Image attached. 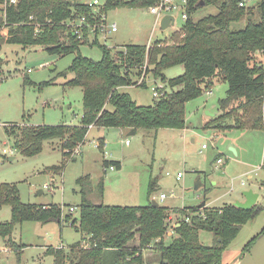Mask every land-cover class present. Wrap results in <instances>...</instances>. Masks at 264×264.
I'll return each mask as SVG.
<instances>
[{"label":"trees","instance_id":"obj_1","mask_svg":"<svg viewBox=\"0 0 264 264\" xmlns=\"http://www.w3.org/2000/svg\"><path fill=\"white\" fill-rule=\"evenodd\" d=\"M156 1L105 0L101 11L107 13L117 7H149ZM187 1V18L182 31L172 34L173 43L156 40L150 48L147 44L130 43L114 53L112 48L100 43L96 34L90 45L101 48L100 60L87 57L80 50L81 45L90 40L89 28H84V37L79 38L67 24L69 19L81 15L88 16L93 22L98 20L88 3L82 0H19L16 7H9L8 24L0 21V81L5 63L1 57L3 45L18 43L25 48L42 46L49 54L59 56L75 53L64 73L74 74L68 85L83 89L79 125L14 124L7 128V134L15 137L16 147L25 155L33 156L43 150L45 140L60 138L63 151L72 149L84 141L91 124L129 131L135 129L136 133L140 129H184L187 103L210 89L216 78L226 81L228 89L226 96L219 99L222 113L213 119L215 127L264 129V0L257 5L261 11L258 22L253 21V7L240 6V0ZM202 1L206 5L220 1V11L195 21L192 14ZM31 15L47 22L41 33L35 32L34 25L27 24ZM244 17L248 19L247 25L233 30L231 24ZM261 52L262 58L258 54ZM145 65L148 66L145 68ZM178 65L184 66L183 73L167 78L165 70ZM143 72L153 73L171 91L166 90L153 104H138L121 88L136 85ZM25 78L30 81L27 76ZM50 83L51 80L45 82ZM140 86H148L147 81ZM102 164L105 170L111 166L121 168L120 160L104 158ZM59 166L62 168L64 164L52 168L61 170ZM77 181L82 185V198L77 205L79 218L72 224L84 237L67 249L49 246L47 253L54 256V264H146V250L160 255L159 264H224V252L243 225L264 211V206L258 204L250 209L235 204L207 207L206 201L197 206L169 208L155 204L151 199L156 191L153 180L149 183L146 205L95 203L84 186L90 182V176H82ZM99 186L103 189V181ZM5 204L11 206V219L0 221V235L8 238L19 252L26 245L13 241L17 224L25 221L62 223L71 217L70 214L64 216L62 206L57 203H23L15 183H0V209ZM171 213L176 216L173 224H170ZM170 229L173 230L172 240L167 243ZM201 231L213 234L212 244L201 241ZM262 233L264 228L246 243L243 252H248Z\"/></svg>","mask_w":264,"mask_h":264},{"label":"rangeland","instance_id":"obj_2","mask_svg":"<svg viewBox=\"0 0 264 264\" xmlns=\"http://www.w3.org/2000/svg\"><path fill=\"white\" fill-rule=\"evenodd\" d=\"M244 1L245 6L253 7V21H260L261 11L257 7L260 0ZM173 3L176 7L171 14L175 16V24L166 29L161 27V20L158 21L157 15L150 12V6L110 9L107 12L108 21L115 22L118 30L107 36L101 35L100 43L112 48L114 53L130 43L148 44L156 40L173 43L172 34L182 31L185 21L183 1L173 0ZM220 6V1L207 5L204 3L193 12L192 18L197 21L215 15L220 11ZM247 20L244 17L233 22L231 28L242 29L247 25ZM92 41L93 38L90 37L88 44L81 45L80 50L83 55L100 60L102 50L98 45H90ZM1 54L4 55L5 63L0 81V183H15L23 203H57L64 209V216L70 214L71 217L62 223L25 221L17 224L12 236L16 244L26 245L22 252L13 248L8 238L0 235V264H54V256L47 253L49 246H64L67 249L83 239V233L72 224L75 218H79L78 209L73 212L68 210L70 206L77 207L80 203L82 185L77 180L86 175L90 176V182L84 186L88 197L95 203L146 205L149 202V183L153 180L156 185L155 200L164 206L191 207L206 201L208 206L221 207L229 203L235 204L244 191L254 187L260 195L258 205L264 206V170L260 166L264 162V129H222L214 125L213 119L222 113L219 99L226 96V81L216 78L210 89L204 90L200 97L187 103L186 131L168 128L140 129L136 134L124 135V142L126 139L130 142V145H125L121 143L119 129H99L98 126L91 130L87 142L85 139L81 142L86 143L82 145L79 154L72 155L68 152L70 148L63 151L61 139L52 138L44 141L40 153L28 156L16 147L15 137L7 134V128L14 124L75 125L82 119L83 89L68 85L67 82L74 74L64 73L76 54L59 56L49 54L42 46L25 48L18 43L4 44ZM258 54L263 57L262 52ZM183 71L184 66L178 65L166 69L164 74L171 78ZM26 76L32 83L26 80ZM50 80L52 83L45 84ZM145 81L148 86H124L121 90L129 92L138 104L143 105L153 104L157 98L154 96L153 86H158V97L166 90L171 91L153 73L146 74ZM108 107L111 108L110 105ZM212 121L213 124L206 127ZM229 122L233 124V120ZM101 135L107 139L106 142L99 139L100 148L105 145V150L89 142L92 137ZM203 144L208 148L202 149ZM231 148L236 149L237 154ZM218 153H222L224 162L216 168ZM104 156L107 159H121L123 167L109 168L106 172L102 164ZM62 164V168L59 166L61 170L52 168ZM247 169L252 171L244 173ZM179 172L183 176L178 177ZM242 180L246 184H242ZM100 181H103V189L99 186ZM198 182L201 186L196 188ZM45 183L50 187L45 188ZM232 185L234 189H230ZM41 189L43 192H40ZM161 192L167 195L166 200L160 198ZM171 215L173 219L170 224H173L176 216L174 213ZM10 219L11 206L5 204L0 209V221ZM263 228L264 211L243 225L227 249L231 254L239 255L233 262H228L231 260L226 255L227 264H237L244 259V246L252 237L260 234ZM211 236L213 234L208 231L200 233L201 241L206 244H212ZM166 238L167 243L171 242V235ZM144 256L146 264L160 262V255L153 250L144 251Z\"/></svg>","mask_w":264,"mask_h":264},{"label":"built area","instance_id":"obj_3","mask_svg":"<svg viewBox=\"0 0 264 264\" xmlns=\"http://www.w3.org/2000/svg\"><path fill=\"white\" fill-rule=\"evenodd\" d=\"M183 1V8H184V12H183V18L184 20L187 18V11H186V7H187V0H182ZM86 3H88L92 8H93V12L95 14V17L99 18L98 20L95 19V21H91L90 18H88V16L86 15H81L77 18H71L67 21V24L69 25V27H71L74 30V33L76 35H78L79 38H83L84 37V28H89L90 30V37H92L93 39L95 38V35H99V38L101 35H105L107 36L108 33H112L118 30L117 24L115 22L110 23L108 21V17H107V13L102 12L101 9L102 7L105 5L104 3H101L99 0H87ZM19 4V0H1L0 1V16L3 18L2 21L4 23V25H7L8 22L6 20V15H7V10L9 7H13V6H17ZM241 6H245V1L241 0L239 3ZM176 7V5L173 3V0H160L158 3H156L154 6H150L149 10L151 13L157 15L158 17V21H160L163 16H165L166 14H171V11ZM23 24L25 22H22ZM47 22H42L39 20H36V16L35 15H31L28 19L27 24H32L35 27V32L36 33H41L44 30V26L46 25ZM153 46V43H148L147 44V48H150ZM146 68V65L144 66ZM144 68V69H145ZM145 72L142 73V75L140 77H138L137 80V85H141L142 82L145 81ZM153 93L155 97L159 96V91H158V86L155 85L152 87ZM94 126V124H91L89 127ZM129 140H126V144H129ZM82 145L83 143H79L77 144L74 148L69 149L68 152H70L72 155L75 154H79L80 151L82 150ZM101 144H99L98 142L96 143L97 147H100ZM207 145L203 144V148H206ZM5 152H7V149H4ZM67 151V150H66ZM10 152L13 153V150L10 149ZM218 163L221 164L223 162V158H219ZM110 168H114V166H111ZM183 176L181 172L178 173V177ZM242 183L244 184V180L242 181ZM45 188H49L50 185L45 183L44 185ZM167 196L166 194L162 193L161 194V199H165ZM63 209V208H62ZM77 207L76 206H70L68 212H73L76 211ZM63 213H64V209H63ZM64 215V214H63ZM172 232H170V230L168 231V235H171V233H173V230L171 229Z\"/></svg>","mask_w":264,"mask_h":264},{"label":"water","instance_id":"obj_4","mask_svg":"<svg viewBox=\"0 0 264 264\" xmlns=\"http://www.w3.org/2000/svg\"><path fill=\"white\" fill-rule=\"evenodd\" d=\"M201 4H204V1H202ZM2 19L3 18L0 16V21H2ZM160 23L163 29L173 26L175 24V16L172 14H166L165 16H163ZM1 57L4 58V55H2ZM132 134H136L135 129L129 131V135ZM231 149L234 153H237L236 149L234 148ZM11 159H13V157H11ZM200 186L201 183L198 182L196 184V188H199ZM244 195L246 197V200L238 201L235 203V205L244 209L252 208L256 204L258 194L254 192L252 189H250L244 191ZM154 203L157 204L156 201H154ZM241 261L243 264H264V233H262L258 237L253 247L248 252H246L244 259H242Z\"/></svg>","mask_w":264,"mask_h":264},{"label":"crops","instance_id":"obj_5","mask_svg":"<svg viewBox=\"0 0 264 264\" xmlns=\"http://www.w3.org/2000/svg\"><path fill=\"white\" fill-rule=\"evenodd\" d=\"M81 122V121H80ZM66 124V123H65ZM80 124V123H79ZM79 124H75V125H79ZM69 125H73V124H69ZM96 127H98V126H96V125H94V126H91V127H89V131H88V134H87V136H86V138H85V141L87 142V139H88V135H89V133L91 132V130H93V129H95ZM102 128H104V127H102ZM107 128H110V127H107ZM112 128V127H111ZM117 129H119L120 130V132H119V137H121V143H123V144H125V145H130V143L129 144H126V142H124V139L125 138H123L124 137V135L126 136V134L127 135H129V130L127 129V128H119V127H116ZM99 129H100V127H99ZM180 130H183V131H186V130H188L187 129V127L186 128H184V129H180ZM103 133V132H102ZM104 140V142H106L107 141V139H106V137L104 136V135H101V136H99V137H92L91 139H89V142L90 143H99V141L100 140ZM127 140V139H126ZM85 142V143H86ZM85 143H83V144H85ZM100 147H101V145H100ZM99 147V148H100ZM104 147H105V145H104ZM103 147V148H104ZM103 148H100L101 150H105V149H103ZM206 148H208V147H206ZM5 149V148H4ZM202 149H205V148H203V145H202ZM219 155L217 156V157H220V158H222L221 156H223L222 155V153H218ZM235 154H237V153H235ZM104 158H106V156H104L103 157V159ZM73 159H75V158H73ZM112 160H120L121 161V168L123 167V162H122V160L121 159H115V157L114 158H111ZM216 162H217V165H216V168H219V166H222L221 164H223V162L221 163V164H219L218 163V161L216 160ZM264 163V162H263ZM263 163L260 165L261 166V169H262V165H263ZM120 168V169H121ZM109 169V168H108ZM108 169H106L105 171L107 172L108 171ZM110 169H114V168H110ZM252 170L251 169H247L244 173H247V172H251ZM243 173V174H244ZM248 177L251 179L252 178V176L251 175H248ZM243 181V180H242ZM245 182V181H244ZM243 184V183H242ZM244 184H246V182L244 183ZM262 184L264 185V181H262ZM230 189H234L233 188V185L230 187ZM254 192H256L257 194H258V198H259V193H258V189L257 188H255L254 187V189H252ZM40 192H43V189H41L40 190ZM156 191H154V193L151 195V198L154 200V201H156L157 202V200H155L156 199ZM162 193H164L165 194V192H161L160 193V198H161V194ZM173 194V193H172ZM174 195V194H173ZM167 196V195H166ZM167 198V197H166ZM166 198L165 199H163V200H166ZM258 198H257V201H258ZM238 201H245L246 200V197H245V195L243 194V196H241V197H238V199H237ZM238 201H236V202H238ZM257 201H256V204H258L257 203ZM203 202H205V201H203ZM158 203V202H157ZM229 204H231V203H229ZM206 205H207V202H206ZM226 205V204H225ZM167 207H169V208H176V207H179V206H177V205H166ZM263 206V205H262ZM184 207H188V206H181L180 208H184ZM207 207H212V206H208L207 205ZM212 237V239H211V242L213 241V236H211ZM6 250H7V247L5 248ZM226 255H228V258H229V260H231V261H228V262H233L234 260H235V258H237L238 257V255H236V254H231L230 252H228V250H226L225 252H224V257H223V263L224 264H227V257H226ZM226 257V258H225Z\"/></svg>","mask_w":264,"mask_h":264},{"label":"bare ground","instance_id":"obj_6","mask_svg":"<svg viewBox=\"0 0 264 264\" xmlns=\"http://www.w3.org/2000/svg\"><path fill=\"white\" fill-rule=\"evenodd\" d=\"M237 264H243L242 261L238 262Z\"/></svg>","mask_w":264,"mask_h":264}]
</instances>
